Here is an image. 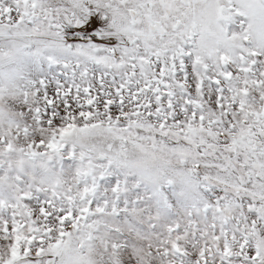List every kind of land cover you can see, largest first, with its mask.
I'll return each instance as SVG.
<instances>
[{"label": "snow or ice", "instance_id": "obj_1", "mask_svg": "<svg viewBox=\"0 0 264 264\" xmlns=\"http://www.w3.org/2000/svg\"><path fill=\"white\" fill-rule=\"evenodd\" d=\"M0 264H264V0H0Z\"/></svg>", "mask_w": 264, "mask_h": 264}]
</instances>
